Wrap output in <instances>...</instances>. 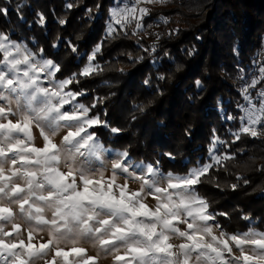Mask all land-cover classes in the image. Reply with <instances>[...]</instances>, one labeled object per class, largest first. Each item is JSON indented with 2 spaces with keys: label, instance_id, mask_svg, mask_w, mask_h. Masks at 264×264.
I'll return each mask as SVG.
<instances>
[{
  "label": "snow or ice",
  "instance_id": "obj_1",
  "mask_svg": "<svg viewBox=\"0 0 264 264\" xmlns=\"http://www.w3.org/2000/svg\"><path fill=\"white\" fill-rule=\"evenodd\" d=\"M141 2L153 0L112 9L107 35L116 26L126 31L133 21L141 29L149 14L138 7ZM0 14L7 9L0 7ZM38 15L43 24V15ZM100 50L96 45L79 73L56 79L59 64L0 33V264H99L101 253L111 255L112 264H264V231L250 227L229 233L210 223L216 215L196 191L210 169L233 158L216 154L217 144L224 141L214 138L208 149L211 163L182 176H165L153 165H130L127 150L114 153L110 169L105 168L95 128L109 125L90 115L100 101L86 106L77 101L85 92L69 88L79 83L78 76L101 70L93 63ZM259 72L240 89L248 105H238L244 115L232 133L233 143L242 135L260 136L257 125L264 129V91L259 108L250 96V89L264 81V65ZM120 131L111 128L112 133ZM130 181H138L139 187L133 190ZM147 197L154 207L145 202ZM45 231L47 239L40 236ZM82 242H90L97 254L88 255Z\"/></svg>",
  "mask_w": 264,
  "mask_h": 264
},
{
  "label": "trees",
  "instance_id": "obj_2",
  "mask_svg": "<svg viewBox=\"0 0 264 264\" xmlns=\"http://www.w3.org/2000/svg\"><path fill=\"white\" fill-rule=\"evenodd\" d=\"M113 4L0 0L7 9L0 14V33L54 60L60 79L79 73L101 45L94 61L101 70L78 76L79 83L69 88L85 92L78 102L86 106L100 101L90 115L109 125L95 128L104 146L127 150L133 160L157 165L163 173L186 174L211 162L214 138L224 141L216 154L233 158L210 169L196 191L224 231H264V129L258 137L242 135L234 143L232 135L243 114L240 89L258 78L264 65V0H165L149 7L142 32L117 28L109 36ZM258 89L264 91V81L250 95Z\"/></svg>",
  "mask_w": 264,
  "mask_h": 264
},
{
  "label": "rangeland",
  "instance_id": "obj_3",
  "mask_svg": "<svg viewBox=\"0 0 264 264\" xmlns=\"http://www.w3.org/2000/svg\"><path fill=\"white\" fill-rule=\"evenodd\" d=\"M164 1H165V0H153L152 3L141 2V3L138 5V7H144V8L149 9V7H150L151 5H153V4H158V3H163ZM135 4H136V0H114V4H113V6L110 7V11H111L112 9H115V8H118V7H119V8H123V7H126V6H129V7H130V6H133V5H135ZM110 11H109V19H108L107 25H108V23L110 22V19H111V17H110ZM116 28H119V26H116ZM127 28L131 29L133 32H136V33H138V32L140 33V32H142V30H143V27H142L141 29H139V30H137V29L135 28V21H133L132 23L128 24V25H127ZM127 28H126V29H127ZM106 33H107V26H106ZM4 35L8 36L7 34H4ZM8 38H9V37H8ZM9 40H10V41H13V42H16V43H19V44H21V45H23V46H26V47L28 48L27 44H26L23 40H20V39H18V40H12V39H10V38H9ZM94 48H95V47H94ZM28 49H29L30 51H32L33 53H36L38 56L41 55L39 52H35V51H33L31 48H28ZM91 52H92V51H91ZM91 52H90V53H91ZM0 58H2V53H0ZM43 58H44V57H43ZM44 59H46V58H44ZM86 63H87V60H86V62L82 65V67L80 68V70L84 67V65H85ZM93 63H94V61H93ZM94 64H97V63H94ZM97 65H98V64H97ZM79 72H80V71H79ZM72 74H73V73H72ZM72 74H70V76H71ZM56 79H60V78H59L58 76H56ZM250 82H251V80H250L248 83H250ZM248 83H246V84H248ZM250 91H251V89H250ZM261 92H262V90L258 89V90L256 91L257 94H254V95L252 94V95H250L251 98H252V102H253V104H255L257 108H259V101H260V99H261L259 93H261ZM78 98H79V97H77V101H78ZM79 103H81V102H79ZM247 105H248V102L244 100L243 107H247ZM243 115H244V113L242 114V116H243ZM240 123H241V122H240ZM256 127H257V129L260 131V126L257 125ZM237 130H238V129H237ZM237 130L233 131L232 133L236 132ZM36 135H37V137H38V132H36ZM57 139H59V137H57ZM99 142L103 145V150H102V151H103V155H102V159H103V162H104L105 168H106V169H110V167H111V161H112L113 159H115V155H114V153H116V152H122V150L114 149V148L109 147V146H104V144L101 142L100 139H99ZM37 145H38V146L41 145V141H40L39 139H37ZM127 160H128V163H129L130 165H133V166H138V165L143 164V165H145V166H146V165H153L154 167L158 168L157 165H154V164H152V163H150V162H144L143 160H133L132 157H131L130 155H128ZM94 163H95V166H96V167H99V166H100L98 161H94ZM206 163H211V162H206ZM203 164H205V163H203ZM203 164H201V165H203ZM201 165H200V166H201ZM198 166H199V165H197L196 167H198ZM193 168H195V167H193ZM193 168H191V169H193ZM158 169H159V168H158ZM135 171L137 172V174H140V169H139L138 167L135 168ZM159 172L162 173V174H164L165 176H167V174H168V173H163V172H161L160 169H159ZM109 174H110L109 171H106V172H105V175H109ZM172 174H173V173H172ZM174 175L182 176V175H185V174H174ZM121 182H123L122 179H121ZM163 183H164V182L161 181V184H163ZM129 186H130V188H132L133 190H136V189L139 187V182H138V181H130V182H129ZM145 202H146L150 207H154V205H155V201H154L151 197H147ZM208 211H209V210H208ZM209 212L212 213L211 211H209ZM17 222L23 224V221H21V220H17ZM210 223H218V221H217V219H216L215 222H210ZM246 231H247V230H246ZM257 231H261V230H257ZM216 232H217V235H219V230H216ZM241 232H244V231H241ZM235 233H239V232H235ZM40 236L43 237L44 239H47V233H46V231L40 233ZM25 237H26V233H25ZM173 243H178V241L173 240ZM62 246H63V245H62ZM80 246H82V247H84V248H86V249L88 250V255L95 256V255L97 254V249H96L95 247H93L92 244H91L90 242H82ZM235 255L238 256V255H239V252H238V251L235 252ZM48 258L50 259V256H49ZM34 264H44V261H43V260H37V261L34 262ZM99 264H112V257H111V255L105 256V255H103V254L101 253L100 258H99Z\"/></svg>",
  "mask_w": 264,
  "mask_h": 264
}]
</instances>
